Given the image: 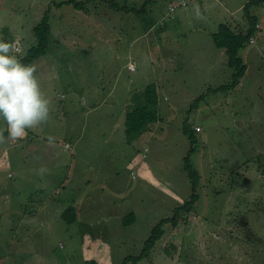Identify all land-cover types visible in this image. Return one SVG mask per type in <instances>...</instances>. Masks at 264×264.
<instances>
[{
	"label": "rangeland",
	"instance_id": "374dc122",
	"mask_svg": "<svg viewBox=\"0 0 264 264\" xmlns=\"http://www.w3.org/2000/svg\"><path fill=\"white\" fill-rule=\"evenodd\" d=\"M49 1L20 0L16 6L0 2V37L14 43L16 32L34 36L31 25L40 11L39 4ZM135 1L140 4V0ZM230 1L236 7L247 0ZM31 3L35 5L28 6L30 8L24 13L23 5ZM95 5L97 10L93 12ZM93 6L90 5L89 11L93 22L84 24V30L78 23L79 34H119L127 25L128 21L122 22L119 13L112 15L110 7L101 1ZM10 7L11 15L3 14ZM183 12L179 8L178 18ZM189 12L201 27L195 22L187 24L178 19L174 22L168 17L174 24L168 22L165 31H159L163 23L159 24L156 35L149 37L152 49L167 41L173 42L175 47H184L179 60L185 62L177 71L168 70L169 63H151L145 55L146 48L138 49L139 45L138 63L135 64L138 70L127 71L139 83H156L167 93L163 94L168 98L163 104L165 110L170 111L164 110V123L160 124L165 133L151 142L147 158L153 165L150 167L152 173L149 171L152 180L141 174L131 176L136 160H130L128 147L123 148L122 156L109 146L106 172L100 170V165H90L93 157L87 155L86 147L90 143L87 138L91 136L84 134L83 111H80L86 104L85 98L77 103L68 102L69 97L48 98L50 115L61 110L60 118L27 131V144L23 140L22 145H17V141L12 143L4 135L5 142L0 143V240L7 246H0V264H92L95 261L97 264H122L126 256L140 254L153 227L161 219L174 216L173 201L183 204L191 197L186 156L201 174L200 199L192 210L183 211L177 217V225L166 224L165 233L150 257L135 264H264V0L253 10L260 18L258 38L240 50L247 65L245 75L238 86L227 91L219 89L231 82L234 73V68L226 62V55H214L215 65L207 70L200 69L206 67L211 58L210 45H205L204 50L198 48L199 42L210 40L209 34L201 33L215 29L213 25L218 19L212 9L204 5L191 6ZM244 13L243 8L239 15ZM12 15L13 20L10 19ZM133 18L140 20L136 14ZM229 20L233 22V16ZM245 22H248L247 17ZM11 24L13 31L9 29ZM236 27H239L237 31L247 34L249 24L245 25L243 20ZM134 33L138 34L130 32ZM88 40L87 37L82 40L75 37L73 41L82 44ZM108 42L110 49L104 50V56L111 59L109 66L118 67L116 61L123 56L124 49H118L113 41ZM141 42L143 40L137 44ZM24 47L14 54L25 57L30 46L27 50ZM52 52L55 56L58 51ZM86 65L88 63L74 66L75 70H64L65 65L58 64L59 70L44 69L38 74L39 78L52 80L56 89H67L72 96L75 92L87 95L90 90L84 89L81 83L87 77L91 81L102 80L108 90L114 83V75L119 73L117 70L85 71L82 67ZM75 80H79L81 86L73 88L76 91H69L70 83ZM203 94L206 96L198 105L192 106ZM115 103H103L98 111L105 114L116 110V105L122 106V103ZM186 125L196 139L192 153L191 138L184 130ZM196 125H200L202 131H196ZM74 127L82 137L77 141L79 149L75 148L77 158L73 157L71 149H63L60 143L64 138L71 139ZM3 128L4 121L0 120V131ZM160 131L161 128H156V134ZM135 136L130 135L129 139L134 140ZM143 148V144L137 146V150ZM40 154L51 162L49 166L53 173H48L45 165L38 166ZM71 168L75 174L77 171L82 174L71 175L74 194L79 190L88 191L91 186L92 189H103L108 203L107 224H71L60 217L58 200L68 193L61 179ZM115 174L119 180L115 179ZM101 180H104V186L99 185ZM58 187L60 193L56 192ZM42 201L49 208H39ZM123 218L124 222L121 221Z\"/></svg>",
	"mask_w": 264,
	"mask_h": 264
},
{
	"label": "crops",
	"instance_id": "0c3cea01",
	"mask_svg": "<svg viewBox=\"0 0 264 264\" xmlns=\"http://www.w3.org/2000/svg\"><path fill=\"white\" fill-rule=\"evenodd\" d=\"M70 1L74 0H51L48 3L40 2L39 7L40 11L36 14V19L32 23V29L34 30L35 26L42 20L45 13H49L50 18V25H51V33H50V42L48 50L45 54L38 57L37 59L33 60V65L37 68V75L39 78L38 72L47 69V70H59L57 65H65L64 70H75L76 68L74 66L80 65L83 63H88L85 67V71H111V70H117L119 73L114 75V83H112L111 87L106 90V85L102 83V80L97 81H91L89 77L82 83L84 86V89H89L90 91L87 93H77L75 92L74 95L70 96L67 92L68 90H62V89H56V86L51 82L50 79H42L39 78L41 89L44 88L46 91H44L45 95L49 99H53L58 97H69L68 102L70 103H77L81 100L83 102V98L86 100V104L84 103V106H82L83 109L80 111L82 112L84 122L82 129L85 131V135H90L91 137L87 138V141L90 140V143L86 147L88 149L87 155L92 156L93 159L90 162V165H100L102 169H100L102 172H106L107 168H105L107 164V150L109 146L114 147V151L118 154H121L124 156V150L123 148L128 147L130 149V160L134 161L136 160V164L134 167H132L130 173L132 177H137L139 174L145 175L147 179L152 180V177L149 173L150 167H152V161L148 160L149 152L151 149V142H153L156 139V136H162V134L165 133V129L163 128L164 123V100H168L166 96L163 97V94L166 95L167 93L164 92V88L160 86V89L157 87L156 83L147 82V83H139V80L132 76L130 72H137V69L131 70L129 65L130 64H136L138 63V53L137 51V45L138 49L141 47L146 48V56H149V60L151 63L158 62L160 64L166 65L169 63L168 70L170 71H177L181 65L184 64V62H181L179 60V56H181L184 53V47L182 45L175 47L173 42H163L160 44L159 47L152 49V43L151 40L149 41V37H154L157 32L156 28L159 24H161V29L159 31H165V26L169 22V24H174L176 22L175 20L178 19L180 22H185L188 24V22H195L198 26L201 27V24L199 21H194L191 17V14L189 12V9L191 6H205L212 9V11L215 13L217 17V22L214 23V28L212 31H206L205 33L201 34H209V41L208 42H199L198 48L201 47V49H205V45H210L211 48V58L206 63V67H202L200 69H209L215 65L213 56L214 55H226V62H228V57L224 49L218 47L215 44L214 41V34L218 32L220 25L222 23H229L233 28H239L236 26H240L242 21L244 20V24L247 25L248 22L246 21V15L244 13L243 16L239 15L242 11V9L245 7L247 1L240 3L238 6L234 7L231 4L230 0H188V6L186 7H178L176 8L175 12H172L170 9V3L177 2L179 0H140V4L138 5V2L135 0H75L77 2H84V8H77L73 3H69ZM98 1H101L106 6H109L111 9V14L119 13L120 20L122 22L128 21L127 25L122 29L121 33L119 34H79L81 33L79 26L77 25L80 23L82 25L81 30H84L83 28L84 24H87L89 22H93L91 16H89L90 11V5L93 6V4L97 3ZM1 3L8 2L12 6H16L20 4V0H0ZM35 5L33 3L24 6V13L30 8L28 6ZM102 5V4H101ZM48 6V8H47ZM141 6V7H140ZM28 7V8H27ZM218 7H221L222 9H216ZM181 8V10H184L183 14H181V17L178 18L177 11ZM0 10L2 8L0 7ZM93 12L97 10L96 5L92 7ZM12 9H6L3 14L5 15H11ZM219 13H222L220 15ZM136 14V16H140L139 21H134L133 15ZM233 16L234 21H230L229 18ZM128 17V19H126ZM174 22H170V20ZM11 20H13V15L10 17ZM200 19V17H199ZM260 21V18H259ZM29 22H26L25 24H28ZM123 25V24H122ZM259 30L261 28L260 22L258 23ZM10 31L14 30V26L11 24L9 26ZM22 30H24V27L22 26ZM138 32V34H130V32ZM259 32V31H258ZM18 34H13L14 44L16 45V48L18 51H21L24 47V44H27L26 47H24L27 50V47H31L32 45L36 44L37 37L36 35L27 37L24 34H20L19 32H16ZM258 35V34H257ZM257 35H254V40H257ZM76 38H82L89 40L85 43H80L77 41H73ZM72 40V43L69 41ZM143 40V42L138 43L137 41ZM113 41L115 43V46L118 47V49H124L122 52V57L118 58L116 62H118V67H111L109 66L111 64V59L106 56H104L105 52L104 50L110 49L108 47L109 42ZM26 42V43H25ZM251 42V41H250ZM24 43V44H23ZM252 43V42H251ZM254 43V42H253ZM29 47V48H30ZM149 48V49H148ZM54 49V50H53ZM68 49V52L66 53ZM52 51H58L57 54H53ZM155 51V52H154ZM154 52V53H153ZM153 53V54H152ZM52 56H49V55ZM60 56H65L64 58H61ZM167 56L165 60H162V57ZM19 58V57H18ZM202 60L204 61L205 58L202 57ZM109 64V65H108ZM135 65V67H136ZM81 68V69H82ZM126 70V71H125ZM139 75V73L137 74ZM138 77V76H137ZM79 80L72 81L69 87V91H76L73 88H76L77 86H81L79 84ZM152 85L155 86L157 89L158 97H159V104H160V116L161 118L150 124L149 128L146 129L141 135H138L135 137L134 140H130V134L127 132V119L128 115L132 110L134 109L135 100L138 102V98L141 95L142 91L146 89L147 86ZM43 91V90H42ZM113 102H111V101ZM56 101V100H55ZM119 102L122 103L121 107H118L117 105L116 110H110L107 111L105 114H101L98 109L102 106L103 103H114ZM86 106V107H85ZM256 106V105H255ZM50 111V108H49ZM165 111H170V109H166ZM256 109L254 110V112ZM264 111V108H263ZM258 112V110H257ZM61 110L58 111V113L52 112L50 115L49 112V119L47 121H50L52 119H56L57 117L60 118ZM163 115V116H162ZM58 118V119H59ZM0 120H3L2 117H0ZM254 120V119H253ZM4 121V120H3ZM198 126V125H196ZM200 126V125H199ZM7 125L4 121V129H6ZM156 128H161V131L159 134H156ZM26 131H31V129H28ZM202 131V128L201 130ZM72 135L71 139H63L60 141L61 147L65 149L66 143L70 144V147L67 149H71V153L73 157L77 158V141L81 139L80 136L81 133H79V130H77L75 127L72 129ZM4 135L8 136V133L6 131L3 132ZM10 142L14 143L17 141V145H22L23 140L27 144L28 141L26 138L13 140V139H7ZM46 142L51 143L49 139H45ZM31 143V142H30ZM143 144V150L138 149L137 146ZM43 147V146H42ZM41 147V148H42ZM76 148V149H75ZM122 148V149H120ZM79 149V148H78ZM48 150H52L49 148ZM53 151V150H52ZM54 152V151H53ZM57 152V151H56ZM136 153L138 155H136ZM29 159V158H28ZM38 160V166L45 165V169L48 168V173L52 172L51 166L49 164L51 163L49 160H47L43 154L39 155ZM88 163V162H87ZM89 167V163L87 164ZM139 168L140 170H137L135 168ZM151 172V171H150ZM152 173V172H151ZM81 174L77 171V173H74V169L71 168L68 172V175L64 177V179H61V184H65V188L67 190V195L61 197V201L58 200L60 207H57L60 211V217L64 219L67 223H84L86 225H95L100 226L103 224H107V217H108V203L105 201V195L103 194V189H96L91 188L88 191L79 190L76 194L72 191L73 185L71 183V175L76 176ZM82 175V174H81ZM153 178L156 177L152 174ZM119 176L115 174V179H118ZM48 180V179H46ZM96 180V179H95ZM86 182H91L90 180H87ZM104 180H101L99 182L100 186H104ZM56 192L60 193L61 189L60 187L57 188ZM52 200V198H42V200ZM181 202H183V199H179ZM56 202V201H55ZM175 203L173 211L178 204V201H173ZM74 206V210L70 211V215L75 216V219L72 222H68L67 218L64 216V212L66 208L70 205ZM44 206L49 208L44 201H42V204L39 208L44 209ZM106 206V209L105 207ZM45 207V208H46ZM35 210V209H34ZM35 215V213H34ZM56 216V214L53 215V217ZM105 216V217H104ZM119 221V220H118ZM122 222L125 221L123 218L121 220ZM5 245L2 240H0V246ZM13 246V245H11ZM127 257V256H126ZM37 258V257H36ZM33 264H39V263H33Z\"/></svg>",
	"mask_w": 264,
	"mask_h": 264
},
{
	"label": "trees",
	"instance_id": "16d2710c",
	"mask_svg": "<svg viewBox=\"0 0 264 264\" xmlns=\"http://www.w3.org/2000/svg\"><path fill=\"white\" fill-rule=\"evenodd\" d=\"M263 0H249L245 5V15L248 19V30L247 34L237 31L233 28L229 23H222L217 33L214 34L215 44L225 49L228 64L234 68L233 77L230 83L226 85H222L219 89L222 90H233L236 86L239 85L242 78L245 75L247 65L244 63L242 56L240 55V50L243 49L254 35H256L258 31V23L259 19L256 15H254L253 10L257 5L260 4ZM69 3H73L77 8H84V2L70 1ZM49 13H45L42 20L35 26L34 32L37 37L36 44L32 45L25 57H19V59L25 64H32L33 60L45 54L48 50L49 37L51 33V25ZM206 94L199 96L192 106H197L199 100L205 97ZM135 104L132 112L129 113L127 119V132L134 136H138L137 134L143 133L146 129L149 128L150 124L158 121L160 116V104L159 97L157 93V89L155 86L149 85L142 91L141 95L137 100L134 98ZM185 132L190 136L192 141V148L190 149V153L194 151V146L196 139L193 135L192 129L186 125L184 128ZM196 130V129H195ZM135 136V137H136ZM188 157H185V169L188 172L189 179L192 184V194L190 199H187L183 204L177 206L174 210L173 217H165L161 219L152 229L151 235L145 242L144 249L138 255H128L125 257L122 264H131L137 263L138 261L145 259L146 257H150L152 250L155 248L159 239L165 233V225L168 223H172L173 225H177V217L183 211L192 210L195 203L200 199V194L198 192L201 181V174L197 171L196 167L188 161ZM74 210L73 204L68 206L64 212V216L67 218L68 222H72L75 219V216L70 215V211ZM92 264H97L96 261L92 262Z\"/></svg>",
	"mask_w": 264,
	"mask_h": 264
},
{
	"label": "clouds",
	"instance_id": "9594fccd",
	"mask_svg": "<svg viewBox=\"0 0 264 264\" xmlns=\"http://www.w3.org/2000/svg\"><path fill=\"white\" fill-rule=\"evenodd\" d=\"M16 51L14 43L0 37V117L7 125L0 131V143L5 142L4 131L10 139H22L26 130L49 119L50 101L41 89L37 68L23 63Z\"/></svg>",
	"mask_w": 264,
	"mask_h": 264
},
{
	"label": "built area",
	"instance_id": "2783aa9c",
	"mask_svg": "<svg viewBox=\"0 0 264 264\" xmlns=\"http://www.w3.org/2000/svg\"><path fill=\"white\" fill-rule=\"evenodd\" d=\"M186 6H188V0H179L177 2L170 3V9L172 10V12H175L176 8H178V7H186ZM251 42H254L253 38L251 39ZM129 67L131 70H135V68H136L134 64H130ZM200 129L201 128L199 126L196 127V130L200 131ZM65 147L69 148L70 144L66 143Z\"/></svg>",
	"mask_w": 264,
	"mask_h": 264
}]
</instances>
